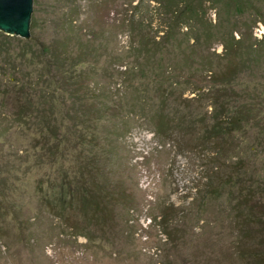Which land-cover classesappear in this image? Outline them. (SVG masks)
I'll use <instances>...</instances> for the list:
<instances>
[{"label":"rangeland","instance_id":"rangeland-1","mask_svg":"<svg viewBox=\"0 0 264 264\" xmlns=\"http://www.w3.org/2000/svg\"><path fill=\"white\" fill-rule=\"evenodd\" d=\"M143 3L140 8V0H38L35 35L51 47L46 57L31 37H0V127L7 129L0 135V264L245 261L235 247L237 223L244 221L238 213L250 214L251 204L240 209L234 199L247 196L248 188L264 189V67L234 85L240 97L233 104L246 119L234 134L221 137L225 144L215 156L218 143L201 140L215 123L210 86L203 83L206 95L199 100L183 71L170 74L165 64L176 50L171 43L163 52L140 51V32L146 35L140 10H148V38L161 31V39L172 20L158 3ZM67 16L74 24L68 25ZM254 36L262 39L263 24ZM106 41L114 50L102 53ZM215 49L223 51L220 44ZM154 53L155 64L142 68ZM119 54L125 65H111ZM160 87L169 91L162 96ZM94 95L105 102L103 111L91 106ZM185 99L197 101L185 107ZM163 112L175 122L172 133L158 137L152 119ZM213 174L224 191L210 196L207 179ZM87 185L121 197L110 204L112 221L89 240L73 232L71 225L85 217L70 201L73 190ZM162 215L177 229L171 242Z\"/></svg>","mask_w":264,"mask_h":264},{"label":"trees","instance_id":"trees-1","mask_svg":"<svg viewBox=\"0 0 264 264\" xmlns=\"http://www.w3.org/2000/svg\"><path fill=\"white\" fill-rule=\"evenodd\" d=\"M152 1L158 3L159 7L163 6L162 9L172 16V20L170 19L167 29L164 31V35L161 39H158L159 36L156 35V33L159 34L161 31H157L154 37L148 38L147 34H153L151 21L147 19L148 10L143 13H141L140 10V15L143 16L140 17L143 18V22L140 23L142 27L140 31L144 29L146 33L145 35L140 32V51L150 55L152 49L156 47L158 51L160 50L163 52L166 49L163 45L171 43L172 45L170 48H176V50L172 52L173 58L165 64L166 68H170V74L173 75L175 71H183L181 77H189L195 84L196 90L200 93L197 96L199 100L206 95L205 85H203V83L210 86L208 93L214 95L212 115L214 116L215 123L213 128L210 129L201 140L206 139L207 144L210 146L212 144L211 141H214L213 145L218 143L214 151L216 153L215 156H217L221 151V146L225 144L221 137L234 134L238 126L246 119V117L242 116L243 111L233 104V101H235L234 97H240V94H238L239 91L234 89V85L242 78L241 76L248 72L252 73L257 69L261 70L264 67V36L262 39H258L254 36V31L258 28L259 24L264 25V0ZM143 2L144 0H140V8L144 4ZM37 3L38 0H35V5H37ZM211 11L214 12L216 16L215 21L211 17ZM71 20L75 19L69 16L66 17L68 25L74 24ZM37 22L38 20L33 13L30 41H34L37 50L42 52L43 56L46 57L49 56L48 54H50L52 49L40 39L36 42V38H38L35 35ZM134 23L131 25L135 27L136 24ZM0 37L1 40L4 41L5 39H9L10 36L0 31ZM133 37L135 36L132 35L131 38V51L135 48L132 45V42H135V40L133 41ZM216 44L222 45V53H218L217 49H215ZM125 49L124 47V50ZM101 50L102 53L105 52V50H110L111 52L114 48L106 41L101 46ZM1 51L2 46L0 47V52ZM155 57L154 53L147 58V63L142 65V68L149 67L148 63H153ZM59 58H61V56H59ZM66 58H70V55ZM112 58L111 65L115 62H124L125 65V59L122 54H119L115 58L113 56ZM71 59L70 61L75 63V59ZM67 60L63 59L62 63L67 62ZM162 67H164V63ZM251 76L253 75L251 74ZM75 80L76 81H73L74 86L82 82L81 77L80 79L75 78ZM174 85H178V83L174 82ZM171 86L172 85H169V87ZM157 89H159L162 96L166 94L165 91H169L167 88L162 87ZM77 90L76 88V93L78 92ZM175 92L176 91L169 92L168 95L163 98H172ZM181 96L182 95L179 97L181 98ZM93 99L94 102L91 106L95 111L97 110L100 112L104 109L106 105L104 101H100V96L94 95L92 97V100ZM197 99H185L183 105L187 107L197 101ZM23 112L22 107L19 106V118ZM45 122H47L48 128L51 127L50 121L46 120ZM152 122L156 126L154 129L155 135L161 137L172 133L171 127L175 120L163 112L154 117ZM1 124H3V122H0V126ZM6 130L7 129L2 131V127H0V135ZM92 138L94 141L98 139L96 136H92ZM215 181L216 184L213 185ZM223 185H221L216 175L213 174V177H208L207 186L210 188L209 195L212 196L215 193L221 194L222 191H224ZM228 188L229 190L227 193L229 197L234 198L235 193L233 192V187L232 189L231 186ZM260 190L262 191L248 188L247 196H244L241 200L234 199V202L237 204L236 206L240 207V209L244 207V204H251L250 214L248 212L244 217L241 212L238 213L239 217H243L244 221L237 223L240 226V230L235 247L239 258L245 259L243 264H264V216L262 213L259 215L260 213L256 212V209L258 210L259 208L258 206H260L261 210L264 208V203H261L264 202V189L261 188ZM71 196L70 201L77 204L79 208L78 211L82 212L85 217V221L80 220L81 222H72L73 224L71 227L78 237H84L87 240L91 239L92 236L90 235L95 236L97 228L103 229L106 221H112V215L114 214L112 211L114 209L110 204L119 203L117 199L121 200V197H116L113 191L110 193V191L107 192L100 188L90 190L88 185L73 190ZM52 208L53 211H55L58 209V205L54 204ZM165 220V216L162 215L161 222L164 224V235L167 241L171 242L174 236H177V229L173 228L172 225L166 224ZM249 241L255 242V246H251Z\"/></svg>","mask_w":264,"mask_h":264},{"label":"water","instance_id":"water-1","mask_svg":"<svg viewBox=\"0 0 264 264\" xmlns=\"http://www.w3.org/2000/svg\"><path fill=\"white\" fill-rule=\"evenodd\" d=\"M35 9V0H0V31L29 39Z\"/></svg>","mask_w":264,"mask_h":264}]
</instances>
